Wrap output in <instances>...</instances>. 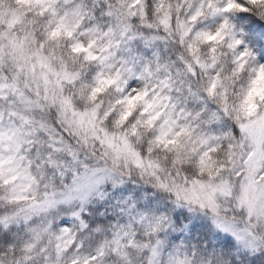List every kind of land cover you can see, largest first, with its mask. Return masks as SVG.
<instances>
[{
  "label": "snow or ice",
  "instance_id": "snow-or-ice-1",
  "mask_svg": "<svg viewBox=\"0 0 264 264\" xmlns=\"http://www.w3.org/2000/svg\"><path fill=\"white\" fill-rule=\"evenodd\" d=\"M0 264H264V0H0Z\"/></svg>",
  "mask_w": 264,
  "mask_h": 264
},
{
  "label": "clouds",
  "instance_id": "clouds-1",
  "mask_svg": "<svg viewBox=\"0 0 264 264\" xmlns=\"http://www.w3.org/2000/svg\"><path fill=\"white\" fill-rule=\"evenodd\" d=\"M83 40H84L85 43H87L88 38H87V37H84ZM111 95H114V94L105 95V96L103 97V99H104V100H108V99L110 98ZM145 135H146V138H147V133H146ZM154 155H155L156 157H158V158H161V159L163 160V158H164V156H165L166 154H165L163 151H156V150H154ZM169 159H170V157H169Z\"/></svg>",
  "mask_w": 264,
  "mask_h": 264
},
{
  "label": "rangeland",
  "instance_id": "rangeland-1",
  "mask_svg": "<svg viewBox=\"0 0 264 264\" xmlns=\"http://www.w3.org/2000/svg\"><path fill=\"white\" fill-rule=\"evenodd\" d=\"M12 7L15 8V5L13 4Z\"/></svg>",
  "mask_w": 264,
  "mask_h": 264
}]
</instances>
